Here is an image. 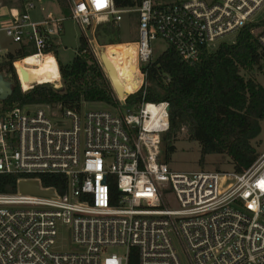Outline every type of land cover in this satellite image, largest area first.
Returning <instances> with one entry per match:
<instances>
[{
	"label": "built area",
	"instance_id": "2783aa9c",
	"mask_svg": "<svg viewBox=\"0 0 264 264\" xmlns=\"http://www.w3.org/2000/svg\"><path fill=\"white\" fill-rule=\"evenodd\" d=\"M134 2L119 8L115 0H67L69 18L94 55L99 25L116 27L136 14L137 39L129 45L138 85L116 96L117 112L15 105L0 114V174L53 191L0 194V264H127L132 248L138 264H264V151L242 173L174 172L160 162L168 104L122 106L148 85L141 67L153 56L154 40L192 64L225 36L258 23L254 15L264 0ZM35 8L36 1L24 2L0 33L42 59L53 55L67 17L35 22ZM252 33L264 52V27ZM151 106L158 109L155 120ZM42 174L63 175L66 191L44 187ZM62 235L68 249L58 248Z\"/></svg>",
	"mask_w": 264,
	"mask_h": 264
},
{
	"label": "trees",
	"instance_id": "16d2710c",
	"mask_svg": "<svg viewBox=\"0 0 264 264\" xmlns=\"http://www.w3.org/2000/svg\"><path fill=\"white\" fill-rule=\"evenodd\" d=\"M56 1L66 14L65 0ZM115 2L119 8L135 5L134 0ZM130 16L136 19V14ZM262 27L264 19L245 26L237 32L233 42H221L213 50H204L192 64L183 61L166 45L159 56L142 65L148 85L145 90L129 95L122 106L131 109L142 102L168 104L169 128L162 135L160 162L170 170L178 135L183 129L189 141L199 147V165L205 164L207 156L217 155L228 159L229 171L242 173L260 155L253 141L260 134V120L264 119V87L251 77L245 78L242 72H252L264 63V52L252 33ZM96 30L98 38L100 33L108 35L115 31L110 24L99 25ZM78 42L72 60L66 64L58 62L60 89L44 84L58 79L56 67L45 60L40 85L31 89L22 86L28 89L22 91L13 63L34 51L18 45L13 52H8L0 61V71L9 76L12 86L10 94L0 99V114L15 105H59L62 110L72 111L81 110L87 103L118 106L106 73L86 39L80 36ZM116 43L120 42H111ZM56 47H53L55 53ZM165 79L169 81L165 83ZM216 171L226 172L219 168ZM20 177L0 174V194L16 192ZM38 178L44 187L54 188L60 194L66 191L63 175L42 174ZM127 264H138L136 248L130 249Z\"/></svg>",
	"mask_w": 264,
	"mask_h": 264
},
{
	"label": "rangeland",
	"instance_id": "374dc122",
	"mask_svg": "<svg viewBox=\"0 0 264 264\" xmlns=\"http://www.w3.org/2000/svg\"><path fill=\"white\" fill-rule=\"evenodd\" d=\"M2 5H0V10L8 9L9 6H15L19 4L18 0H0ZM66 2V0H65ZM67 3V2H66ZM9 5V6H8ZM67 14V15H66ZM65 14L66 17L69 15V11ZM264 19V6L257 11L254 15V21L259 22ZM104 25V24H103ZM136 19L132 16L124 17L122 22L116 27H114V33L105 35L103 33L99 34V38L96 36L95 42H92V48L94 50L95 56L99 59L101 52H105L109 46H116V45H129L136 41L137 39V30H136ZM256 29L257 31L260 30ZM97 35V30L96 33ZM81 35L80 29L77 25L70 19H67L63 23V32L60 36L58 45V58L62 63H68L72 60L76 49L78 47V39ZM90 35V34H89ZM236 34H229L225 36L222 41L231 43L235 40ZM120 42L116 44H111V42ZM0 61L2 58L8 53L13 52L18 46L12 43L9 39H7L3 33H0ZM153 56L156 58L159 56L165 49L166 43L160 39H156L151 43ZM213 50V48H212ZM22 63V62H21ZM13 67L15 68L14 64ZM44 71H40L43 73ZM245 78L251 77L256 80L257 83L264 87V63H261V67H255L252 72H242ZM41 79V75H40ZM39 79V82H40ZM24 83V82H21ZM49 83V82H46ZM0 84L5 87L6 89H11L12 82L9 76L5 73L0 71ZM38 84V83H37ZM60 84V86H59ZM25 86V84H23ZM36 84H32L29 89H31ZM50 85L53 89H60L62 84L56 83V87L54 84H47ZM54 85V86H53ZM20 87L23 90L21 84ZM27 91V90H26ZM87 110H109L111 112H117V106H111L107 104H84L82 107V111ZM55 111V109H54ZM57 113V111H55ZM253 145L256 147L257 152L261 153L264 151V119L260 120V134L258 137L253 141ZM176 152L172 155V161L170 163L171 170L174 172H193V171H200V170H208V171H216L217 168L220 170L229 171L230 167L228 166V159L226 157L217 156V155H209L207 156V160L204 165H199L197 163L199 157V147L196 142H191L188 139L186 130L183 129L181 134L178 135V142L176 143ZM170 208L176 209L177 203L173 200L170 202ZM62 239L57 242L58 248L68 249V238L66 235H62ZM112 253L123 254L124 248H113L110 250Z\"/></svg>",
	"mask_w": 264,
	"mask_h": 264
},
{
	"label": "bare ground",
	"instance_id": "6f19581e",
	"mask_svg": "<svg viewBox=\"0 0 264 264\" xmlns=\"http://www.w3.org/2000/svg\"><path fill=\"white\" fill-rule=\"evenodd\" d=\"M104 52L106 58L110 62L114 73L119 81L121 92L123 97L125 94L132 93L138 85V82L135 80L136 76V64L134 56V46L132 45H116L109 46ZM47 60L52 63L53 67H56V72L58 76V69L56 66V61L51 55H47L41 58L36 57H26L23 61H17L14 63L16 67L18 77L20 79L21 86L30 87L32 84H37L38 79L43 77V74L40 73V69L43 70V62ZM22 62V63H21ZM42 66V68H40ZM41 70V71H42ZM51 83V81H48ZM44 83V84H49ZM23 88V87H22ZM24 90V89H23ZM28 90V89H27ZM26 91V90H25ZM149 111L152 114V120H155V115L158 113V109L151 106Z\"/></svg>",
	"mask_w": 264,
	"mask_h": 264
},
{
	"label": "crops",
	"instance_id": "0c3cea01",
	"mask_svg": "<svg viewBox=\"0 0 264 264\" xmlns=\"http://www.w3.org/2000/svg\"><path fill=\"white\" fill-rule=\"evenodd\" d=\"M18 1H19V4L18 5H15V6H12V7H10L8 5L9 6L8 9H4V10L2 9V10H0V27L7 25L9 23V21H10V18L12 16V13L14 11L21 10L23 3L26 2V1H30V0H18ZM33 1H36V8L31 13V19L33 21H35V22H39V21H41V20H43L45 18H50V17H53V16H55V17H59L61 15L62 16H65V14L63 13L62 8L58 5V3H57L56 0H33ZM66 2H67V0H66ZM0 5H2L1 2H0ZM67 10L69 11L68 3H67ZM67 19H70L69 18V15H68V17L65 20H67ZM63 23H64V21H63ZM80 36H82V33H81ZM59 44H60V42L58 40L57 41V44L55 45V46H57L56 47V53L53 50L54 53H53V55H51L55 59V61H56L57 69H58V62L60 61L59 58H58V56H57V54H58V45ZM0 48H1V46H0ZM18 61H23V59L22 60H18ZM63 64H66V63H63ZM40 68H42V66ZM41 70L42 69H40V71ZM59 75L60 74H59V69H58V76ZM60 82H61V78H60V81L57 82V83H60ZM37 83H39V79H38V82Z\"/></svg>",
	"mask_w": 264,
	"mask_h": 264
},
{
	"label": "water",
	"instance_id": "95a60500",
	"mask_svg": "<svg viewBox=\"0 0 264 264\" xmlns=\"http://www.w3.org/2000/svg\"><path fill=\"white\" fill-rule=\"evenodd\" d=\"M100 62L101 65L106 73V76L110 82V85L116 94L118 98H122V92H121V87L119 84V81L114 73V70L106 58L104 52H101L100 54ZM11 90L6 89L0 84V99H3L7 97L10 94ZM17 190L21 194H31V195H53V191H41L39 189L37 181H19L17 184Z\"/></svg>",
	"mask_w": 264,
	"mask_h": 264
}]
</instances>
